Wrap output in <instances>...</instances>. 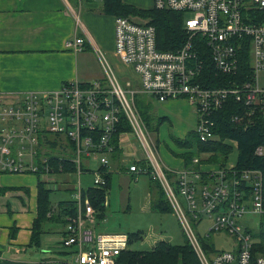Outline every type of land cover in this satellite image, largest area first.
Here are the masks:
<instances>
[{"label": "built area", "instance_id": "obj_1", "mask_svg": "<svg viewBox=\"0 0 264 264\" xmlns=\"http://www.w3.org/2000/svg\"><path fill=\"white\" fill-rule=\"evenodd\" d=\"M153 7L183 13L185 39L176 51H160L153 26L114 17V55L135 75L136 89L130 80L122 86L97 51L99 80H74L51 92L0 93V175H33L55 191L71 184L75 213L64 216L61 244L72 249L73 264H125L120 256L127 251V235L95 231L94 225L105 220H97L80 177L91 172L94 188H105L111 154L120 150L121 156L136 158L126 152L127 134L134 132L145 153L125 170L131 176L149 172L159 183L199 264H264L262 171L238 167L229 157L224 165L211 163L210 154H200L171 182L145 139L134 104L139 94L159 103L184 100L196 114L193 132L203 143L216 139L215 117L229 98L244 105L231 122L243 130L254 126L264 117V0H153ZM65 46L77 53L85 41L74 34ZM207 63L217 76L230 79L210 86ZM121 116L131 132L112 142ZM263 153V146L254 148L255 157ZM91 163L98 164L94 172L87 170ZM203 219L209 221L206 236L231 238L228 250L201 244L196 227Z\"/></svg>", "mask_w": 264, "mask_h": 264}, {"label": "crops", "instance_id": "obj_2", "mask_svg": "<svg viewBox=\"0 0 264 264\" xmlns=\"http://www.w3.org/2000/svg\"><path fill=\"white\" fill-rule=\"evenodd\" d=\"M122 1L140 9L153 8V0ZM102 6L101 0H0V93L51 92L70 81L99 80L102 71L92 76L85 68L88 57L98 59L97 51L121 80L122 71L130 68L116 61L114 16L104 13ZM74 34L84 38L81 52L74 53L65 46ZM160 104L157 116L173 122L177 135L193 131L196 114L184 100ZM132 154L137 157L135 151H130ZM124 158L120 155L121 162ZM120 161L111 159V164ZM163 166L179 171L184 163L173 156L166 157ZM38 182L33 175H0V264H73L71 248L61 243L60 249L54 247L58 240L50 234L51 228L43 230L38 245L31 242ZM61 190H71V186L59 185L56 192ZM58 203H51L54 211ZM56 230L63 237L64 225Z\"/></svg>", "mask_w": 264, "mask_h": 264}, {"label": "trees", "instance_id": "obj_3", "mask_svg": "<svg viewBox=\"0 0 264 264\" xmlns=\"http://www.w3.org/2000/svg\"><path fill=\"white\" fill-rule=\"evenodd\" d=\"M102 10L106 14H110L114 17H127V18H139L146 21L147 25H151L156 31V48L160 51H176L184 42L185 33L183 31V13H177L166 10L140 9L135 6L124 3L122 0H101ZM247 65V63H246ZM244 71V70H243ZM204 73L210 78L208 83L210 86H221L230 79V77L217 76L212 70L211 64L207 63ZM206 74H204L206 76ZM233 79V78H231ZM221 82H218V81ZM137 101V109L141 116V119L148 132L157 131L158 128L167 121L165 117L155 116L152 112L151 105L147 102L143 104L142 101ZM135 102V101H134ZM244 105L237 103L233 98H229L223 109L219 111L215 117V129L214 133L216 139L208 141L206 143L200 142L197 135L191 131L183 139H174L175 145L182 149L177 157L183 160L184 166H188L194 157L200 154H210L209 161L211 163H218L224 165L232 151L230 145L225 144L224 140L231 139L237 142V166L238 167H252L258 168L263 174V186H264V153L261 157H255L253 154L256 146L264 147V117L256 119L254 126L247 130H243L240 127L235 126L231 122V117L235 114H242ZM131 132V127L124 116L120 117L119 124L112 139L116 141L120 133ZM120 150L111 156L112 161H120ZM218 156V158H217ZM220 157V159H219ZM139 166L145 167L144 162H140ZM148 176L149 181L158 188L159 193L155 199L150 202V209L159 213H172V209L169 206L165 194L156 180H153L149 175V172L144 174ZM171 179L172 175L167 173ZM111 174L106 176L107 185L105 188H89L84 190L83 195L86 196L92 207L97 212V220L99 221L102 215L105 213V208L102 203L105 201V193L108 187ZM38 185L37 196V217L33 222L31 242L34 245H38L39 236L43 233V225L46 222L54 221L59 224H65L64 216L75 213V207L73 201L59 202L57 210L54 215H49L53 211V207L50 202L49 190H46L41 182ZM128 250L120 256V262L125 264H199L196 256L192 252L189 244L185 243L183 246H171L167 243H159L153 249L149 251H133L129 247L132 245L133 239L138 240L140 234L128 235ZM201 244L205 248H209L207 245L209 242H205L200 239Z\"/></svg>", "mask_w": 264, "mask_h": 264}, {"label": "rangeland", "instance_id": "obj_4", "mask_svg": "<svg viewBox=\"0 0 264 264\" xmlns=\"http://www.w3.org/2000/svg\"><path fill=\"white\" fill-rule=\"evenodd\" d=\"M187 16L189 17L190 14H187ZM86 61L87 66L85 68L92 76L99 75L100 71L103 73L102 67L97 58L88 57ZM116 61L118 65L121 66L117 59ZM122 73L123 78L121 80L119 79L121 81V85L123 86L125 81L130 80V82L134 84L133 89H136L138 84L135 80V75L131 72V70L124 69ZM136 100L142 101L143 104L148 102L151 105L153 114L157 116L156 111L161 106L159 102L144 94L136 95L134 97V104L138 114L139 111L137 109ZM188 108L191 107L188 105ZM182 136H185V134ZM182 136L177 135V130L175 131L173 122L168 119L158 128L157 131L145 132V139L150 147L157 151L156 157L160 164H163L164 161L166 162V157L173 159V156L177 157L180 154L182 149L175 145L174 139ZM127 139L129 143V147L126 149L127 154L130 155V151H135L137 157L134 159L124 158L122 163L117 164H111L110 161L111 168L109 167V169L112 174L105 193V200L107 203L104 201L102 203L105 208L106 215L104 213L99 221L103 219L105 220V216L106 220L98 223L95 227V231L98 233H120L126 235L139 233L140 238L138 240L133 239L132 245L129 247V249L133 251L146 252L162 242L171 246L185 245L187 239L175 214L173 212L159 213L150 209L151 200L155 199L156 195L159 193L158 188H156L155 185L149 181V178L146 175L131 176L127 174L125 169L128 165L135 162V159L137 160L139 157H143L142 153H145L141 142L136 137L134 132L127 134ZM227 143L234 144L236 146V149L231 147L232 151L229 155V161L233 162L237 156L238 144L236 141L234 143L233 140H227ZM97 167L98 164L91 163L87 167V170L94 172ZM93 180V173L83 171L80 177V185L82 189L86 191L89 188H93ZM70 186L72 185L70 184ZM72 199V188L71 190H61L57 192L52 191L50 194V201L54 206L60 201H68ZM55 211L53 210V215L56 213ZM48 228H51L50 234L52 233L51 235L58 240V243L54 247L56 249H60L59 243H62L63 237L58 234V231L56 230L60 229V224L46 222L43 225V230L48 231ZM208 228L209 221L207 219L201 220L196 227L197 236L205 242L208 241L211 244H214V247L217 250H228L229 244L232 243L231 238L222 233H210V237H208L206 236ZM192 252L194 253L193 250Z\"/></svg>", "mask_w": 264, "mask_h": 264}, {"label": "bare ground", "instance_id": "obj_5", "mask_svg": "<svg viewBox=\"0 0 264 264\" xmlns=\"http://www.w3.org/2000/svg\"><path fill=\"white\" fill-rule=\"evenodd\" d=\"M154 8V7H153ZM162 11V10H161ZM167 11V10H166ZM131 18V17H130ZM131 19H137L138 21H145V20H142V19H139V18H131ZM145 23H146V21H145ZM114 154V153H113ZM113 154H111L108 158H109V162L111 161V159H112V155ZM175 172H177V171H174V170H171V169H168V168H165L164 169V173H165V175H166V177H167V179L168 180H170L171 182H174V180H175ZM167 173H169V174H171L172 175V178L170 179L169 177H168V175H167ZM168 202V201H167ZM168 204H169V202H168ZM170 205V204H169ZM97 226V224H95L94 225V228ZM127 237H128V235H127ZM128 240H129V238H128ZM127 250H128V244H127ZM126 252V251H125ZM124 253V252H123Z\"/></svg>", "mask_w": 264, "mask_h": 264}]
</instances>
